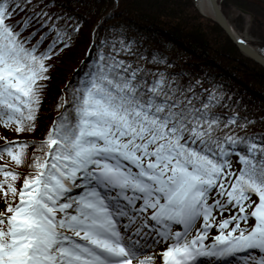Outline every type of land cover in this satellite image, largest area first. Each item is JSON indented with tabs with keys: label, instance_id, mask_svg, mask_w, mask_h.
Here are the masks:
<instances>
[{
	"label": "snow or ice",
	"instance_id": "1",
	"mask_svg": "<svg viewBox=\"0 0 264 264\" xmlns=\"http://www.w3.org/2000/svg\"><path fill=\"white\" fill-rule=\"evenodd\" d=\"M29 7L32 0H0V126L17 134L35 131L48 62L70 40L50 14H29ZM18 12H25L21 21L14 20ZM33 23L39 29L25 35ZM112 48L99 52L87 85L58 105L64 111L44 140L5 138L0 144V160L16 166L0 163V264H155L153 257L139 259L148 220L162 225L159 237L171 241L161 264L264 253V144H248L239 157L243 167L232 177L218 157L225 155L224 143L245 138L217 135L222 121L211 108L219 100L209 94L198 107L190 89L173 86L162 73L147 80L145 69L117 58L124 49ZM228 124H236L235 117ZM25 166L29 172L17 170ZM76 188L81 192L71 195ZM214 191L227 201L209 203ZM245 201L252 207L248 215L220 221L213 215L228 204L244 213ZM120 218L129 220L126 233ZM214 225L219 233L209 245L206 229ZM254 260L264 264V255Z\"/></svg>",
	"mask_w": 264,
	"mask_h": 264
},
{
	"label": "trees",
	"instance_id": "2",
	"mask_svg": "<svg viewBox=\"0 0 264 264\" xmlns=\"http://www.w3.org/2000/svg\"><path fill=\"white\" fill-rule=\"evenodd\" d=\"M32 5L27 12L50 14L70 37L69 46L58 45L57 54L48 62L50 79L44 82L47 86L35 131L17 134L13 127L0 129L1 136L43 140L48 126L64 111L58 105L70 99L73 90L87 85L99 52H112L115 45L124 49L115 53L117 58L133 68L145 69L147 80L162 73L173 86L190 89L198 98V107L199 101L207 102L213 94L219 103L214 101L211 112L222 121L217 135L245 138L244 143H224L225 151L235 149L241 156L247 154L249 143L264 144V67L242 53L215 21L197 10L192 0H32ZM220 5L225 15L237 7L251 12L264 47V0H221ZM24 17L25 12H18L14 20ZM36 29L39 24L33 23L24 34ZM44 31L46 27L37 32L32 43ZM50 40L51 36L40 45L41 51ZM65 107L70 111V105ZM233 117L236 124H228ZM36 147L28 148L29 156ZM17 170L30 171L26 166Z\"/></svg>",
	"mask_w": 264,
	"mask_h": 264
},
{
	"label": "rangeland",
	"instance_id": "3",
	"mask_svg": "<svg viewBox=\"0 0 264 264\" xmlns=\"http://www.w3.org/2000/svg\"><path fill=\"white\" fill-rule=\"evenodd\" d=\"M226 16L229 19V22L232 25V27L234 28V30L239 35H241L242 37H244L248 41V44L257 47L260 51L264 52V47L261 46L262 40H261L260 36L258 35V33H260L261 30L258 29L256 27V25H254L252 23V21L251 22L249 21L248 16L240 15L237 12H235L233 9L228 10ZM0 129H4V128L2 126H0ZM5 138H7V140H9L10 138H18V140H22V138L19 137V136H17V135L8 136V137H3V136L0 135V144H2L4 142ZM225 161H227V164H225V172L229 173L232 177H234L236 175V171L239 168L242 167V162H241L239 156L235 152H229V153H227L226 157L224 158V162ZM0 163L8 164L9 165V163L5 159L4 160H0ZM229 164H230L231 167H228ZM228 183H230V181H228ZM81 190L82 189H80V188H76V189L73 190V192L71 193V195H73V196L74 195H78L81 192ZM103 190L105 191V189H103ZM226 190H227V183H226ZM110 191H112V190L106 189L105 192L107 193V192H110ZM217 195H218V193H216L213 196H217ZM251 195H252V199L258 202V198L255 195H253V194H251ZM213 196L211 194L209 195V202H210L211 198H213ZM219 199H220V201H225L226 202L227 201V196L226 195L225 196H221L220 195L218 199L216 198V199L212 200L211 203L214 204V202L216 200H219ZM245 202H247V204H250V202H248V201H245ZM125 203L126 202L121 201V206H124ZM230 205L232 207V212L230 211V209L228 207L227 208V212H228L227 215H230L232 217V216H235L237 214V211L236 210L239 209V206L238 205L237 206H233L232 204H230ZM2 207L3 206H2V204L0 202V210L3 209ZM223 211L224 210H218L219 213H221V212L223 213ZM243 215H245V214L240 213L239 216L241 217ZM123 219L126 221L127 226H130L128 218H123ZM141 219H144V217H141ZM241 221H243V220H241ZM249 221H250V219L248 218V222ZM147 222H151L152 223L151 220H148ZM243 223L246 224L245 221H243ZM249 223H254V218H253V221H250ZM148 227H151V225H148ZM172 229L174 231H182L183 230V226L172 225ZM146 231H147V227L144 229V233ZM162 231H164V230L162 229ZM158 232H160V231L158 229H156L155 233L157 234ZM168 242L170 244L171 241H165L164 240L163 245L168 244ZM212 243H213V241H211L210 245ZM159 248L160 247H158V245H156L155 247H153L152 250H158ZM235 254H239V255L244 254L246 256H254V255H257L258 252L255 249H252V250H249V251H244L242 253L237 252ZM259 257L260 256H258V258ZM236 260L238 261L239 259H236ZM240 262H241L240 264H247L246 261L245 262L240 261ZM155 264H158V263H155ZM253 264H255V263H253Z\"/></svg>",
	"mask_w": 264,
	"mask_h": 264
},
{
	"label": "water",
	"instance_id": "4",
	"mask_svg": "<svg viewBox=\"0 0 264 264\" xmlns=\"http://www.w3.org/2000/svg\"><path fill=\"white\" fill-rule=\"evenodd\" d=\"M207 7L206 12L202 11V7H199L195 0H193L194 5L198 9V11L215 21L231 38V40L236 44V46L248 57L258 62L260 65L264 67V52L259 51L254 46L248 44L244 38H242L232 27L229 22L227 16L223 13L220 5V0H206ZM238 14H242L244 16H248L249 21L251 22L253 19V14L244 8H235Z\"/></svg>",
	"mask_w": 264,
	"mask_h": 264
},
{
	"label": "bare ground",
	"instance_id": "5",
	"mask_svg": "<svg viewBox=\"0 0 264 264\" xmlns=\"http://www.w3.org/2000/svg\"><path fill=\"white\" fill-rule=\"evenodd\" d=\"M195 1H196V3L198 4L199 7H202V11L206 10V7H207V1L206 0H195ZM204 12H206V11H204ZM216 193L217 192L214 191V192L211 193V195L213 196ZM219 196H220L219 194L217 196H213V198H211V200H210L209 203H211V201L214 200V199H216V198L218 199ZM244 206H245V212L243 214L248 215V213L252 210L251 205L250 204H247V202H244ZM228 207H229L230 211L232 212V207H231L230 204L227 205V208ZM218 210H220V209H216V208L213 209V215L216 216L217 221H220L221 218H224V219L231 218L230 215H227L228 214L227 210H224L223 213L222 212L219 213ZM236 211H237V214H236L237 216L236 215L235 216L236 217H240L239 215H240L241 212L239 211V209H237ZM248 218L250 219V221H253V217H251L250 215L248 216ZM195 223H196V225L202 226V219L201 218H198ZM240 223H241V226L242 227L247 226V224H244L243 221H240ZM233 226L234 225H230L229 227L231 228ZM206 231L208 233L209 238L205 241V243L210 245L211 241L214 242V236L219 233V227H218V225H214L213 227L206 229ZM163 242H164V240L161 239V241L159 242L161 245H160V248L158 250H152L150 248L148 250L147 255L140 256L141 258H139V259H144L145 257H153L155 263L161 264V256H160V254L164 251V249L166 247V245H163ZM141 250H144V247L142 245H141ZM208 258H209L208 256L200 257L199 260L196 262V264H200V263L204 262L205 260H207ZM210 259H213V258H210ZM215 260H214V262L211 261V263L212 264L217 263V261L215 262ZM134 264H136L135 261H134Z\"/></svg>",
	"mask_w": 264,
	"mask_h": 264
}]
</instances>
